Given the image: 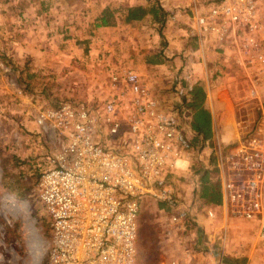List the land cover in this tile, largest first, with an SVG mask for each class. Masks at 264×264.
I'll return each mask as SVG.
<instances>
[{"label": "built area", "instance_id": "obj_1", "mask_svg": "<svg viewBox=\"0 0 264 264\" xmlns=\"http://www.w3.org/2000/svg\"><path fill=\"white\" fill-rule=\"evenodd\" d=\"M262 2L197 0L194 26L186 31L187 37H209L217 44L230 37L246 92L257 100L255 79L264 77ZM190 77L182 68L168 87L153 90L124 68L110 75L115 90L100 104L64 101L35 110L33 121L51 138L52 150L34 185L49 226L43 264H133L138 212L149 198L168 212L167 222L178 233L189 232L193 208L179 199L172 182L195 160L181 103L192 88ZM236 124L246 131L241 121ZM242 134L225 152L206 139L198 154L214 157L225 213L256 223L264 243V129L256 124ZM206 216L213 219L215 213L207 209ZM219 238L222 249L224 231ZM221 249L203 251L190 241L160 264H225Z\"/></svg>", "mask_w": 264, "mask_h": 264}, {"label": "rangeland", "instance_id": "obj_2", "mask_svg": "<svg viewBox=\"0 0 264 264\" xmlns=\"http://www.w3.org/2000/svg\"><path fill=\"white\" fill-rule=\"evenodd\" d=\"M14 1L17 0L3 6L4 10L10 17V22L26 28L29 21L27 14L23 11L7 10ZM119 1L122 2L115 0V6L110 8L125 6ZM84 3L86 1L78 3V7L74 3L70 11L75 10L77 19L86 22L83 34L87 35L89 29H94L91 27L93 22L89 20L96 9L93 6H82L85 7L82 9L81 5ZM184 10L185 7L183 10L180 8L181 15L186 12ZM259 12L264 16V2L260 4ZM119 13L121 11H115L114 15L118 17ZM77 19L73 18L72 23H76ZM178 22L170 21L159 26L147 21L143 23L142 28L122 24L106 26L100 33L95 31L94 36L97 39L90 37L79 40L83 46L82 55L69 59L63 72L50 71L44 65L40 67L37 62L36 66H31L25 57L19 64H14L18 71L22 70L20 76L27 80V87L19 86L16 82L18 72L4 65L2 57L9 54V48L4 47L7 41L2 36L8 37L11 34L7 32L0 35V62L5 66L4 71L0 69V264H43L46 254L49 239L48 220L36 199L34 185L39 174L46 169L52 150L51 138L43 134L33 121L37 108H52L64 101H83L88 106L100 104L109 93L105 86L107 75L120 66L146 68L142 74L146 79L149 75L159 82L169 83V71L179 66V71L182 68L191 69L192 64L200 62L199 55L205 54L209 56V60H206L208 63L221 66L224 61L227 66V73L212 71L210 80L214 89L224 82L223 78L229 79L231 112L235 115L230 128L223 132L219 140L215 137L209 140L211 146L217 145L221 152H225L234 143L237 135L242 136V133L249 132L257 124L260 103L243 89V80H246V77L237 63L239 60L232 40L217 44L209 38L202 43L193 37H180L176 34V30L181 27ZM105 37L109 38V42L105 41ZM147 57H152L155 63L143 67L142 61ZM143 79L146 81L144 77ZM168 83L164 82L166 87L169 86ZM239 121L247 127L246 131L239 130L240 125L236 124ZM191 169L190 165L181 168L173 178L172 185L181 201L191 203L194 210L192 219L197 225L193 221L188 223L189 232L181 235L175 226L168 224V212L155 200L147 199L138 212L133 264H160L174 255L182 245L186 246L190 241L202 243L204 231L212 234L217 229L225 231V246L221 249L215 237L212 240V250L221 249L226 261L229 259L238 264H264V243L257 238L256 223L225 219L223 224L220 209L209 208L215 212L214 218L209 219L206 216L207 209L191 200L195 182ZM196 226L201 227L199 238L194 235V238L192 235L187 238L192 227Z\"/></svg>", "mask_w": 264, "mask_h": 264}, {"label": "crops", "instance_id": "obj_3", "mask_svg": "<svg viewBox=\"0 0 264 264\" xmlns=\"http://www.w3.org/2000/svg\"><path fill=\"white\" fill-rule=\"evenodd\" d=\"M82 1H86V3L81 5V7L82 6H90V7L93 6L96 9V12L92 16V19L89 20L93 22L91 26L94 27L95 30L89 29L87 31L88 32L87 35L83 34V30L87 26L86 22H84L83 20L80 21L77 19L75 10L70 11V7H72L74 3H76L78 7L80 6L78 3H81ZM12 2L13 0H0V11H2V13L0 14V35L6 34L7 32L11 34V35L7 34L8 37L1 35L7 41L4 47L7 46L9 48L8 49L9 54H5L6 58L10 59L11 63L13 64L14 63L19 64L26 57L28 58L29 65L31 66L32 64L33 66H36V62H37L40 67L44 65L45 68H48L50 71L57 70V72H63L66 70V67H65L67 66L66 62L69 59L71 58L74 59L82 55L81 54L82 52L81 49L83 48V46H81L82 42H79L80 45H77V42L75 40H83L84 38L95 37L94 36L95 31L97 33H100L104 29H106L105 28L106 26H95L94 24L96 23L97 21L96 19L101 14V11L103 8L115 6L116 4L115 0H111L112 3H110L109 0H17V1H14L13 5L10 6L7 10L8 12H14V10H18L21 12L23 11L25 14L28 15L29 21L27 23L26 28H24L25 26H22L24 28L23 29L21 28L20 25H14V22H10V19H9L10 17L7 15V12L4 10L5 7L3 6L9 5ZM119 2L125 6H132V5H146L147 0H122V2L124 3H122L121 1ZM157 2L162 8V10L165 12V19H164L163 24L164 23L166 24L167 22H170V21L178 22L180 20L178 23L180 24L181 27L176 30L177 32L176 34L179 35L180 37L184 36V38H188L186 35V31L190 27L194 26V19H193L192 13H193V7L198 6L197 0H157ZM184 7L186 9L184 11L186 12L181 15L180 8L183 10ZM83 8L85 7H82V9ZM167 9L170 11H168ZM202 10H203L202 7L197 8V12L202 11ZM71 18L72 19L76 18L77 24L74 23V21L72 23ZM147 21H150V19L147 16H144L140 20H135V21H132L124 25L125 26L134 25L137 28L138 27L142 28L144 27L143 23L145 24ZM151 22L154 23L153 21ZM116 24H119V23L116 22L115 24L109 25V26L113 27V26H116ZM206 38L208 39L209 37H203L201 38L202 40L200 41L203 43ZM229 39L230 37L226 38L225 41H228ZM71 41L73 43H71ZM87 41L88 39L86 40V42ZM105 41L109 42V38L105 37ZM180 41L181 39L179 40V42ZM99 42L101 43V41ZM179 42H178V45H179ZM1 49L2 48H0V50ZM179 53L180 51H178L177 56H179ZM200 58L201 60L199 63L192 64L193 68L191 66H189L191 67V69L187 68L189 69L191 73L190 82L192 83V85L194 84V82H198L199 84H201L202 89L204 91V98H203L202 106L205 110L208 111L209 117H210V126H209L210 137L207 140L209 141L210 139L214 137L217 138V140H219V137L223 136V134L226 131H228V129L230 128L232 120L235 118V115L234 113L231 112V101H230L231 94L229 92L230 87L228 85L229 79L223 78L222 81L224 82H221L219 86H215V88L212 89V82L210 80V74L212 73V71L213 72L219 71V72L227 73L226 71L227 66L225 65L224 61H222L221 66L208 63L207 61L209 60L208 59L209 56L205 54L199 55V59ZM50 60L51 61L53 60L54 62L52 61L51 63L49 62ZM142 63H143L142 64L143 67L145 66L149 67L153 65L152 63H146L144 59ZM4 67L5 66L3 65V63H1L0 69L2 71H4ZM179 67H177L176 69H173L172 71H169L167 74L168 78H171L172 76L179 73L180 72ZM124 68L130 69L136 72L137 74L143 76L146 79V76L142 75L144 73V69L146 68L137 69V68H131L128 66L116 67V69L114 71H111L109 74L107 72L108 75L105 81V86L109 89V93L107 95L111 94L115 90V87H112L110 85V81H109L110 75ZM192 69L194 71V75H193ZM98 71L100 70L98 69ZM141 76L140 78L143 80V82L146 83L153 90H157L159 86L165 87L164 82L168 83L167 81L159 82L157 81L156 78H152V76H149V75H148L149 78L146 79L145 81L143 77ZM255 81H256L255 82L256 85L254 86V89L253 88L252 89L253 91H255L256 96L258 97L259 103H260V111H259L260 115H259L257 124L261 128L264 129V77L258 76L255 79ZM168 84L170 85V82ZM243 84H244L243 89H247L246 80H243ZM165 91L167 92L168 90L165 89ZM211 147H214V146H211ZM209 159L210 160L208 162V165L209 163L211 164L208 167L209 168L214 167V157L211 155ZM216 173H217V170H216ZM192 176H195V174H193ZM217 178L220 184L221 203L214 207H209V206H202L197 201L195 202H197L199 206L204 207L205 210L209 208L213 210L215 208L220 209L221 214H222L221 221L223 222V224H225V219L227 221H230V219H235V218H232L225 213L224 200H223V194H222V183L218 177V174H217ZM263 198H264V190H263ZM238 220H242V219H238ZM193 222L195 223V221ZM200 230H201V227L198 228V226H196L193 230H190L188 238H190L191 235L192 236L194 235L196 238H199L198 236H200ZM222 231L224 230L222 229L221 231H218L217 229V231H215V233L212 232V234L206 233L204 231V233H202L204 241L200 243V249L203 251L208 250V249L212 250V242H213L212 240H214L215 237L218 242L217 245L219 246L221 242L219 235ZM215 234H218V235H215ZM225 241H226V236L224 238V246H225ZM196 247H199V246H196ZM226 262H228L229 264L235 263V261H232L229 259L227 261L225 260V263ZM236 264L238 263L236 262Z\"/></svg>", "mask_w": 264, "mask_h": 264}, {"label": "trees", "instance_id": "obj_4", "mask_svg": "<svg viewBox=\"0 0 264 264\" xmlns=\"http://www.w3.org/2000/svg\"><path fill=\"white\" fill-rule=\"evenodd\" d=\"M115 11H121L118 17L114 15ZM144 16H147L150 22L153 21L161 26L165 19V12L155 0L147 1L146 5L121 6V8L105 7L102 9L99 17H97V21L94 25L109 26L116 22L124 25L135 20H140ZM75 41L77 45H80L79 40ZM2 60L4 65L18 72V77L16 78L17 84L27 87V80L22 79L20 76L22 70L18 71L16 66L11 63L10 59L3 56ZM145 62L154 64L155 60L152 57H147L145 58ZM203 98L204 91L201 84L194 82L191 90L181 99L182 110L189 115L188 136L190 138V144L195 151V160L191 172L194 173L196 177L190 198L192 201L199 202L202 206L214 207L221 203L220 184L216 169L214 167H208L211 164L209 163L208 165L210 159L205 160L198 154L200 143L210 137V117L208 111L202 106ZM234 264H236V262Z\"/></svg>", "mask_w": 264, "mask_h": 264}]
</instances>
